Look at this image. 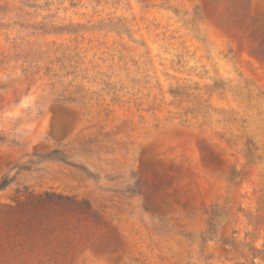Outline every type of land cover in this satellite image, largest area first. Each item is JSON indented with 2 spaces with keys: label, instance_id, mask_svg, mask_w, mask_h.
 Masks as SVG:
<instances>
[{
  "label": "rangeland",
  "instance_id": "1",
  "mask_svg": "<svg viewBox=\"0 0 264 264\" xmlns=\"http://www.w3.org/2000/svg\"><path fill=\"white\" fill-rule=\"evenodd\" d=\"M1 177L100 223L0 264H264V0H0Z\"/></svg>",
  "mask_w": 264,
  "mask_h": 264
},
{
  "label": "trees",
  "instance_id": "2",
  "mask_svg": "<svg viewBox=\"0 0 264 264\" xmlns=\"http://www.w3.org/2000/svg\"><path fill=\"white\" fill-rule=\"evenodd\" d=\"M47 156L52 159L65 160L58 151H52ZM8 185L6 177L0 178V190ZM87 223H100L99 217L91 210L88 202L78 200L70 195L53 191L29 194L24 201L15 205H7L0 211V249L7 244L18 252H47L55 257L73 252V243L79 226ZM85 231V230H84ZM85 232L80 233L79 243H85ZM232 246L233 242L223 241ZM250 251H256L249 246ZM252 260L264 258L257 253Z\"/></svg>",
  "mask_w": 264,
  "mask_h": 264
}]
</instances>
